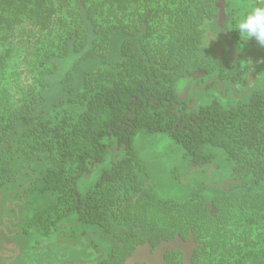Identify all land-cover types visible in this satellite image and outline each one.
Returning a JSON list of instances; mask_svg holds the SVG:
<instances>
[{
	"label": "trees",
	"instance_id": "trees-1",
	"mask_svg": "<svg viewBox=\"0 0 264 264\" xmlns=\"http://www.w3.org/2000/svg\"><path fill=\"white\" fill-rule=\"evenodd\" d=\"M218 2L0 0V56L8 47L10 32L22 25L41 32L49 30L50 34L56 30L55 52L44 55L52 67L40 74V90L30 101L23 92L21 96L25 98L19 99L0 120V191L22 188L23 192L32 186L20 183L21 176L24 171L33 176L30 167L39 164L44 168L41 177L36 175L40 194L55 198L34 212L29 229L44 238L59 231L63 242L75 224L66 220L77 214L81 222L97 225L115 240L109 257L98 251V264H132L138 246L160 247L167 241L175 244L170 251L182 247L189 251L192 247L184 245L189 243L191 234L196 235L192 238L198 242L191 250V264H214L217 259L215 264L245 262L233 256L238 244L227 242V232L231 227L243 228L247 235L253 230L251 222L261 223L264 219L263 213L256 210L255 214L259 212L261 216L254 219L252 215L248 222L240 220L255 210L252 204L264 202V83L257 76L251 79L243 74L248 73L251 62H264V56L259 61L249 57L245 68L236 66L237 72L234 64L224 58L229 55L226 42L219 40L218 56L207 48L206 25L219 17ZM253 2L257 0H250ZM90 35L95 46L89 55L102 50L108 55L110 41L123 35L120 62L86 71L79 84L81 77L78 79L75 70L69 71L67 79L62 80L70 81L69 87L64 85L67 90L63 89L69 93L67 97L46 105L50 77L57 68L54 59L80 56ZM104 40L105 49L101 44ZM7 56L8 53L0 62H5ZM0 66L8 68L5 64ZM199 73L217 74L221 82L233 73L232 78L242 81L246 94L247 89L253 92L249 102L231 107L218 102L199 108L191 101L188 104L181 98L179 84ZM1 89L4 88L0 81ZM5 95V91H0V96ZM140 131L170 134L198 170L215 159L209 148L225 151L235 162V187L220 188L211 202L204 192L195 193L184 203L151 196L152 172L135 153L134 140ZM120 152L125 153L121 159ZM98 169L101 174L97 185L81 193L77 182L92 178ZM246 180L260 185L263 191L248 189L237 193ZM22 195L19 193L16 200L27 194ZM149 197L156 198L153 204L146 202ZM153 207L168 217H149ZM148 225L152 235L146 238ZM257 239L250 243L258 244ZM259 250L262 252L258 256L251 252L249 258L263 262L264 248Z\"/></svg>",
	"mask_w": 264,
	"mask_h": 264
},
{
	"label": "rangeland",
	"instance_id": "rangeland-1",
	"mask_svg": "<svg viewBox=\"0 0 264 264\" xmlns=\"http://www.w3.org/2000/svg\"><path fill=\"white\" fill-rule=\"evenodd\" d=\"M230 2L234 4L236 0H223L225 16L222 22H220L219 17H217L207 23L206 46L212 53L218 56L221 46L219 40L226 42V45L229 43V48H231V50H235L233 43L238 44L239 50H235V54L238 57L235 55V61L233 62L234 66L232 65V67L239 72L236 66L239 65V68L244 66L245 68V66L248 65L247 59L250 57V50L246 45L245 47L242 46L246 39L239 35L238 32L228 28L229 20L231 19L230 16L235 15V9L230 6ZM248 2L250 3V0H248ZM70 13H72V11ZM107 19L110 22L112 21V17L109 15ZM109 25V22L105 23L106 27H109ZM33 28V26L28 27L26 24L22 25V27L18 28L15 32H10L11 35L8 37L10 40L7 41L8 47L0 56L1 59L5 58L6 53L9 54L5 62H0V65L5 64L8 66V68L5 69H2L0 66L1 88H4L0 91H5L6 93L5 96H0V120L2 121L4 120L5 113L11 111V108H13V106L15 107V103H19V99H24L25 97L28 101L33 99L34 93H37L41 88V85L37 86V83L40 81V74L45 73L52 67L51 64L45 62L46 59L44 55L50 56L55 52V48L57 47V43L55 42L56 30L50 34L49 30L41 32L39 28L36 30ZM105 33L107 34L108 32ZM110 36L113 35H109L108 37ZM123 40V35L114 36L109 43L108 55H106L107 52L105 50H99V54L89 55V52L93 50L95 46V40H93L90 35L88 42L84 46V51L80 53V56L78 54H73L65 58H55L54 64L57 68L55 73L50 77L51 89L45 97L46 105L58 99H62L61 97H67L69 93L63 92V89L67 90L64 85H68L69 87L70 81L62 80L67 79L69 71L75 70L78 79L79 76L81 77L78 82L79 84L83 80L82 77L86 71L104 68L108 66L109 63L120 62V50ZM101 44L103 45L102 48H104L106 41L104 40ZM244 54L246 55L244 56ZM224 58L229 61L231 60V56L229 55L226 57L224 56ZM249 62H251V60H249ZM255 63L258 67H264V62L262 61ZM250 64H252V62ZM234 76L233 73L228 74L227 81L223 82L225 87L218 85L209 86V83L205 84V81L193 80L192 77L183 79L179 84V92L182 95L181 98H184L188 104L191 101L192 105H195L196 108L208 106L214 102H218L224 107L248 103L253 92L247 89L246 94L245 87H243V84H240L242 81H235L232 78ZM257 76L262 80V83H264V70L259 71ZM251 79H253V77ZM260 87L263 88L262 86ZM23 92L26 94L25 97L21 96ZM134 147L138 159L146 163L152 172L151 196L156 195V197L163 201L184 203L191 200L195 193L204 192L208 202H211L212 199L219 195L220 188L229 190L235 187L232 182V180H234L233 169L235 167V162L229 159L226 152L221 149L209 148L208 150L215 153V159L211 165L198 170L195 168L190 158L185 156L183 148L179 146L168 133H149L140 131L134 140ZM124 154V152H120L119 159L124 157ZM30 170H34L35 174L30 177L27 171H24L20 183L24 181L30 184L32 183V186L29 185L28 188L25 187L23 192H20L22 188H15L13 190L9 188L6 191H0V246L2 244L6 245V243L14 244L16 239L14 237L10 238L9 235L14 234L17 230L20 232L23 229V227L21 229L20 226L24 221L17 226L16 221L13 220L14 218L12 217L14 213H18L22 217L26 215H31L32 217L35 211L41 210L45 206L51 204L55 199L46 197L42 193L40 194V181H36V175L39 173V177H41L44 168L39 164H32ZM100 174L101 170L98 169L95 175L92 178L90 176L87 181L79 180L77 182L78 190L83 194L90 191L97 185ZM32 188H34V190ZM248 189L253 190V192L263 191L260 185H255L252 180H246L241 182V187L237 188L236 192H245ZM24 192L26 193L22 195L21 193ZM19 193L23 197L27 194L26 197L23 198L25 201L21 203L23 204L22 206L18 204L19 201L15 198ZM153 199L156 200L154 197H149L146 202L153 204ZM252 208L255 210H250V212L246 213V217L242 216L240 220L244 218V220L248 222L252 215L254 219L261 216V213L264 215V202L260 203L256 201L255 204H252ZM155 209V207L151 208V212L148 213L149 217L153 219L164 218L165 213L155 212L157 211ZM256 210L261 211V213L257 212V214H255ZM71 217L72 218H68L66 221L74 223L78 219L77 214L71 215ZM30 223V220H27L26 224L30 225ZM250 225H252L253 230L251 232L249 231L247 235L243 228L239 230L233 227L229 228L228 230H230V232L228 231L227 234L230 239L228 238L227 242L235 245L238 244V248L235 249L233 256L243 258L245 261L243 264H264V261L261 262L260 259L251 260L249 258L251 252L258 256L260 254L259 252H262V250H259V247L264 248V219H262L261 223H259V220H256L254 223L251 222ZM145 228L150 231L146 235L147 238L152 235L150 234L152 232L150 229L151 225ZM30 231H32L31 228ZM98 231H100L99 234L97 233ZM116 231L119 232V230ZM70 232L72 236L65 241H70L71 245H75V247H73V252L78 256L85 255V257H90V254L98 256V250L108 254L111 251L112 244H115L113 236L107 235V233L97 225L79 221L70 229ZM83 233L86 234V237L83 236ZM193 235L194 234L190 235L189 243L184 245L185 247L191 246L192 251L198 244V242L195 241L196 239L192 238L196 235ZM50 237L55 238L56 234L54 233L46 238ZM29 238L32 241L45 239L40 234L36 233V231L31 233ZM253 239H257L259 241L258 244L250 243ZM167 243L174 244L172 241L163 242V244ZM5 245L0 248V255H8ZM95 247L97 249H95ZM191 250L188 251V249L182 247L177 254H175L177 250H174L165 262L163 260V264H177L178 261V264H191ZM133 260L134 259H132V261ZM218 260L219 259L214 260L213 263H217ZM86 262H88V260L82 261L83 264Z\"/></svg>",
	"mask_w": 264,
	"mask_h": 264
},
{
	"label": "crops",
	"instance_id": "crops-1",
	"mask_svg": "<svg viewBox=\"0 0 264 264\" xmlns=\"http://www.w3.org/2000/svg\"><path fill=\"white\" fill-rule=\"evenodd\" d=\"M224 14H225V9H224ZM220 15H221V11H220ZM219 15V21L222 22L224 20V16L222 17ZM234 44V49L237 51L239 50V45L238 44ZM243 47H245V45H242ZM258 46V45H257ZM238 47V48H237ZM259 47V46H258ZM258 50H260L261 54L259 55V59L264 56V48H257ZM231 50V48H230ZM235 50H231L232 53L231 55V62L233 63L235 61ZM236 57H238L236 55ZM258 59V58H257ZM258 59V61H259ZM248 61V59H247ZM257 62V61H256ZM259 63V62H258ZM251 65V70H252V74L254 77L255 74L257 76V73L259 71L264 70V67H258L257 64L255 62H252ZM264 65V64H263ZM258 71H257V68ZM247 76V75H246ZM257 78H259L257 76ZM193 80L196 81H205V84L209 83V86L211 85H215L217 86L218 82H219V78L217 74L214 75H206L203 73H199L195 78L192 77ZM260 79V78H259ZM215 82L217 84H215ZM224 82V81H223ZM221 82L223 85L224 83ZM225 86V85H224ZM182 96V95H181ZM183 100H185L184 98H182ZM195 107V105H193ZM84 181H87L88 179H82ZM20 204V206H22L23 204H21L22 202H24V199H20L18 200ZM12 217L14 218L13 220L15 221H24V223L27 222V220L31 221V215L29 216H20L18 213H14L12 215ZM24 218V219H23ZM98 234L100 233V231L97 232ZM28 239H25L24 242L22 244H20V248L21 251L23 252V259L19 260V264H72V259H78L76 261H85L88 260V262H86L85 264H98L99 262V255L96 256L95 254H90V257H85V255H81L78 256L73 252V247L71 245H66V244H62L60 243V237L58 234H56L55 238H45L42 240H37L35 243L34 241H31ZM85 257V258H84ZM10 264H13L12 262H10ZM14 264H16V262H14ZM18 264V262H17Z\"/></svg>",
	"mask_w": 264,
	"mask_h": 264
},
{
	"label": "flooded vegetation",
	"instance_id": "flooded-vegetation-1",
	"mask_svg": "<svg viewBox=\"0 0 264 264\" xmlns=\"http://www.w3.org/2000/svg\"><path fill=\"white\" fill-rule=\"evenodd\" d=\"M227 45H228V48L230 47V45H229V43H227ZM244 45H246L247 46V48L250 50V54H249V56H250V58L251 59H253V60H258L259 59V55L261 54V52H260V50H258L257 48H259L258 46H257V43H256V41L254 40V39H252V40H249L248 42H246V40L244 41ZM232 53V51L230 50V48H229V56H231L230 54ZM246 54H244V56H245ZM248 56V55H247ZM258 58V59H257ZM244 75H247V78H252V76H253V74H252V70L250 69V67H249V71H248V73L247 72H244L243 73ZM259 79V78H258ZM257 80V79H256ZM219 82L221 83V81L219 80ZM223 82V81H222ZM218 86H223V87H225L222 83H221V85H219V84H217ZM248 85V84H247ZM72 218V217H71ZM80 220L79 219H77V221L76 222H74L75 224H72V226L74 227L78 222H79ZM23 221H16V224H17V226H19L18 224H21ZM31 222V221H30ZM81 222V221H80ZM65 224H62V226H64ZM28 224H26V223H24L23 222V224H21V229H22V227H23V229L19 232V230H17L16 232H14V234H11V235H9V237L10 238H15L16 239V241L14 242V244H11V243H6V245L5 244H2L1 246H0V248L3 246V245H5L6 246V251H7V254L8 255H0V264H10V262H12L13 264H14V262H16V264H17V262H18V264H19V260H21V259H23V252L21 251V249L22 248H20V244H22L23 242H24V240L25 239H28L29 238V236L31 235V233H33V231H30V229H28ZM69 226V225H68ZM68 226H67V228H68ZM71 227V226H70ZM69 227V228H70ZM72 227V228H73ZM64 228V227H63ZM16 230V229H15ZM63 231H64V229H63ZM18 232V233H17ZM71 233V232H70ZM56 234H58L59 235V237H60V239H58V240H60V243H62V244H66V245H71L70 244V241H63L62 242V239H64V236L62 235V233L61 232H57ZM107 235H109V234H107ZM72 236V234H70L69 235V238ZM83 236L84 237H86V234H84L83 233ZM20 237V238H19ZM8 238V237H7ZM114 239V238H113ZM37 241V240H36ZM36 241H34V243L36 242ZM115 241V240H114ZM163 244V243H162ZM162 244H161V246H162ZM164 245V244H163ZM71 246H74L75 247V245H71ZM114 246H115V244L113 243L112 244V246H111V250L114 248ZM159 247V246H158ZM158 247H154V246H149V245H140V246H138L137 248H136V250H135V254H134V256L132 257L134 260L132 261V264L133 263H135V262H138V263H145V264H151V263H149L146 259H145V257L144 256H142V255H138V250H140V249H148L149 251H150V253H151V255H155V252H156V250L158 249ZM95 249H97L96 247H95ZM13 250H16V251H13ZM1 251V250H0ZM3 251V250H2ZM99 251V250H98ZM179 250H177V251H175L176 253L175 254H177V252H178ZM174 251H165L164 253H163V255H162V260H164V262L169 258V256L171 255L170 253H173ZM110 253H111V251H110ZM110 253H108V254H106V252H104V254H106L105 256L106 257H109L108 255H110ZM169 254V255H168ZM85 258V257H84ZM109 258H107V260H108ZM76 260H78V259H72V264H83L82 263V261L81 262H79V261H76ZM99 262H101L100 260H99ZM98 262V263H99ZM128 262V261H127ZM165 264V263H164ZM167 264V263H166Z\"/></svg>",
	"mask_w": 264,
	"mask_h": 264
},
{
	"label": "clouds",
	"instance_id": "clouds-1",
	"mask_svg": "<svg viewBox=\"0 0 264 264\" xmlns=\"http://www.w3.org/2000/svg\"><path fill=\"white\" fill-rule=\"evenodd\" d=\"M232 7L236 12L230 16L228 28L248 41L254 39L259 47L264 48V0L253 3L236 0Z\"/></svg>",
	"mask_w": 264,
	"mask_h": 264
},
{
	"label": "water",
	"instance_id": "water-1",
	"mask_svg": "<svg viewBox=\"0 0 264 264\" xmlns=\"http://www.w3.org/2000/svg\"><path fill=\"white\" fill-rule=\"evenodd\" d=\"M218 8L221 11V17L224 15V5L223 0H219L218 2ZM174 248V244L167 243L162 246H160L156 252L155 255H151L150 251L148 249H140L138 250V255H142L145 257V259L151 263V264H163L162 255L165 251H168L170 249Z\"/></svg>",
	"mask_w": 264,
	"mask_h": 264
}]
</instances>
